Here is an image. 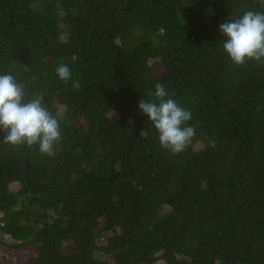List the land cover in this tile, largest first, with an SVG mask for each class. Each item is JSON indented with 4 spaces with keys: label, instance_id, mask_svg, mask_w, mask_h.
Returning <instances> with one entry per match:
<instances>
[{
    "label": "trees",
    "instance_id": "obj_1",
    "mask_svg": "<svg viewBox=\"0 0 264 264\" xmlns=\"http://www.w3.org/2000/svg\"><path fill=\"white\" fill-rule=\"evenodd\" d=\"M247 10L264 7L0 0V74L61 129L53 156L0 132V249L31 251L23 264H264V63L235 65L219 30ZM157 83L192 113L179 154L138 108Z\"/></svg>",
    "mask_w": 264,
    "mask_h": 264
},
{
    "label": "clouds",
    "instance_id": "obj_2",
    "mask_svg": "<svg viewBox=\"0 0 264 264\" xmlns=\"http://www.w3.org/2000/svg\"><path fill=\"white\" fill-rule=\"evenodd\" d=\"M264 7V0H259ZM227 39L223 49L231 61L242 66L246 62L264 63V12L247 10L239 17H230L219 25ZM60 80L72 79L68 65L56 67ZM73 87L79 88V82ZM24 84L11 74H0V132L4 143L28 146L38 145L42 154L53 156L54 147L61 139L60 123L44 106L40 97L27 98ZM164 85L157 83L150 99H141L138 108L146 115L159 134L163 149L179 154L192 142L196 129L189 122L192 113L180 106ZM143 134V133H142Z\"/></svg>",
    "mask_w": 264,
    "mask_h": 264
},
{
    "label": "rangeland",
    "instance_id": "obj_3",
    "mask_svg": "<svg viewBox=\"0 0 264 264\" xmlns=\"http://www.w3.org/2000/svg\"><path fill=\"white\" fill-rule=\"evenodd\" d=\"M202 144H198V146H201ZM19 188L18 183H13L11 185V189L13 191H17ZM1 236V233H0ZM2 237V236H1ZM0 262L1 264H23L26 262V260L32 255V252L29 250H21V251H15V250H8L1 248L0 249Z\"/></svg>",
    "mask_w": 264,
    "mask_h": 264
}]
</instances>
